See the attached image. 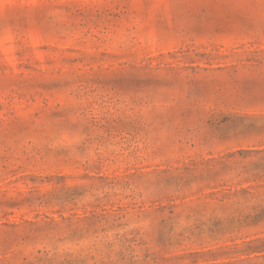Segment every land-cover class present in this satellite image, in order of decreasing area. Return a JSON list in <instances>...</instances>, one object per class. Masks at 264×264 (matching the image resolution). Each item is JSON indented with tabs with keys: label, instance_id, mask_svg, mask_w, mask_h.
I'll return each instance as SVG.
<instances>
[{
	"label": "rangeland",
	"instance_id": "374dc122",
	"mask_svg": "<svg viewBox=\"0 0 264 264\" xmlns=\"http://www.w3.org/2000/svg\"><path fill=\"white\" fill-rule=\"evenodd\" d=\"M0 264H264V0H0Z\"/></svg>",
	"mask_w": 264,
	"mask_h": 264
}]
</instances>
